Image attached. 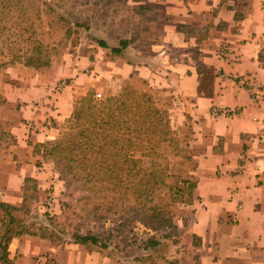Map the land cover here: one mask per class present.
<instances>
[{"label": "crops", "instance_id": "obj_1", "mask_svg": "<svg viewBox=\"0 0 264 264\" xmlns=\"http://www.w3.org/2000/svg\"><path fill=\"white\" fill-rule=\"evenodd\" d=\"M124 1L132 8L149 6L156 14L142 25L140 39L132 40L122 56L94 44L66 58L60 68L51 67L43 84L30 79L6 88L0 115L8 116L9 132L26 147L55 139L75 94L98 82L117 92L120 82L134 76L170 91L173 100L182 102L183 119L189 116L192 122L188 175L195 189L193 204L179 210L186 213L175 223L179 236L170 245L162 241V247L168 246L166 259L174 264H264V68L258 62L264 48V0H244L242 6L231 2V8L221 7L219 0ZM199 64L212 71L208 81ZM36 177L43 179L44 173ZM12 182L9 177L7 183ZM27 240L24 255L37 258L29 264L45 259L112 264L107 251L92 246Z\"/></svg>", "mask_w": 264, "mask_h": 264}, {"label": "rangeland", "instance_id": "obj_2", "mask_svg": "<svg viewBox=\"0 0 264 264\" xmlns=\"http://www.w3.org/2000/svg\"><path fill=\"white\" fill-rule=\"evenodd\" d=\"M13 2L0 0V64L10 63L0 67V111L6 105V88H15L30 79H36L43 84L51 67L60 68L66 63V58L76 57L94 45L91 36L108 40L128 36L130 32L124 31L130 30L137 20L131 12V5L124 0H32L16 6H13ZM219 2L221 7H230L228 4L231 2L239 3L238 6L245 4L244 0ZM152 14L154 13L151 12L149 16ZM84 27L103 32H85ZM36 40L47 49L49 67L28 68L24 66L22 59L17 62L14 57L16 53L29 52ZM201 70L208 81L212 75L207 69ZM135 79L133 81L139 86L140 81ZM124 81L120 82V87ZM82 88L84 92L75 94L74 98L91 92L95 98L100 99L120 90L119 88L117 92H112L104 88L101 82ZM152 88L159 98L160 107L165 110L164 123L176 132L177 146L180 151L184 150L186 143L192 145L193 132L192 128L183 126L186 121L183 119L185 111L182 102L173 100L170 91ZM6 120H9L7 115H0V203L22 208L12 214L17 220L15 227L21 224L33 234L15 238L20 239L18 243L14 239L13 243L11 241L8 254L14 264H29L31 259L36 260L31 255H24V247H29L27 239L49 242L44 238L49 233L52 234L49 237L54 243H58V247L64 246L63 241L75 235L92 236L99 242L95 248L107 251L106 254L112 257V264H170V260L165 257L168 246L162 247L163 243L156 250H142L143 241L152 233L147 231L148 228L141 223L140 217L131 212L132 206L137 204L131 190H103L97 187L95 191L88 190L84 181L78 182L75 178L61 175L53 161L44 159L43 153L37 152L32 143L27 147L18 144L5 124ZM188 125L192 126V122L189 121ZM188 151L189 156H192V148ZM163 154V159L158 162L168 164L171 174L189 179L190 162L184 159L187 151L182 153L166 148L163 149ZM38 172L44 173L43 179H36ZM9 177L13 178L11 186L7 183ZM25 178L35 181V191L28 189L24 192L25 187L32 186L30 182H24ZM156 203L172 213L174 223H178L181 216L186 214L179 211L182 210L181 207L171 202L167 190L156 192ZM1 218L0 234L4 229ZM42 228L47 230L42 231ZM155 236H160V233L156 232ZM177 236L179 235L165 241L170 245L176 240L173 237ZM51 262L52 260L45 259L39 264H52Z\"/></svg>", "mask_w": 264, "mask_h": 264}, {"label": "trees", "instance_id": "obj_3", "mask_svg": "<svg viewBox=\"0 0 264 264\" xmlns=\"http://www.w3.org/2000/svg\"><path fill=\"white\" fill-rule=\"evenodd\" d=\"M12 1L13 6L32 2ZM153 11L149 6H135L131 12L137 20L128 36H119L115 40L91 36V40L98 47L107 50L109 55L122 56L132 40L140 39L142 25L156 19V14L149 16ZM52 12L56 13L54 10ZM84 31L97 32L87 27H84ZM14 57L17 62L22 59L24 66L28 68L40 69L50 65L47 49L37 40L29 52L16 53ZM258 62L264 68V48L258 55ZM7 64L10 63L3 62L0 67ZM201 68L204 67L199 64V71ZM209 72L212 73L211 70ZM134 79V76H130L116 94H109L104 98L97 99L91 92L75 97L72 111L63 122L56 138L32 145L37 152L43 153L44 159L53 161L61 175L75 178L78 182L84 181L88 190L95 191V187L103 190H131L137 201L131 212L139 216L141 223L148 228L147 231L152 233L143 241L142 250L147 252L156 250L163 240L177 234L173 215L156 203V192L167 190L171 202L185 208L193 204L195 182L182 175L171 174L168 164L158 162L163 159V149L166 148L182 153L187 151L184 159L190 162L192 158L188 150L191 145L186 143L184 150L180 151L176 132L164 123L165 110L160 107L159 98L153 88L147 81L139 78L135 79L140 81L139 86H136ZM189 121L190 117L186 116L183 126L187 129H191ZM24 182L32 184L29 188L25 187L24 192L28 189L36 190L34 180L25 178ZM23 201L25 203V197ZM20 210V207L0 203L1 226L4 228L0 234V264H14L8 254V247L13 239L24 234L33 235L21 224L15 227L17 220L12 214ZM45 230L47 229L42 228V231ZM156 232L160 236H155ZM50 235L44 238L58 246ZM63 242L92 247L99 243L92 236L80 235ZM168 263L174 264L171 261Z\"/></svg>", "mask_w": 264, "mask_h": 264}, {"label": "built area", "instance_id": "obj_4", "mask_svg": "<svg viewBox=\"0 0 264 264\" xmlns=\"http://www.w3.org/2000/svg\"><path fill=\"white\" fill-rule=\"evenodd\" d=\"M256 96H257V98H256V99H257V101H258V100H259V98H260V94H259V93H257V94H256Z\"/></svg>", "mask_w": 264, "mask_h": 264}]
</instances>
